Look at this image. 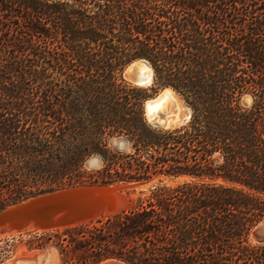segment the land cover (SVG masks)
Wrapping results in <instances>:
<instances>
[{"label":"trees","instance_id":"16d2710c","mask_svg":"<svg viewBox=\"0 0 264 264\" xmlns=\"http://www.w3.org/2000/svg\"><path fill=\"white\" fill-rule=\"evenodd\" d=\"M140 58L187 123H149L123 75ZM138 181L129 207L67 225L63 262L264 264V0H0V211Z\"/></svg>","mask_w":264,"mask_h":264},{"label":"water","instance_id":"95a60500","mask_svg":"<svg viewBox=\"0 0 264 264\" xmlns=\"http://www.w3.org/2000/svg\"><path fill=\"white\" fill-rule=\"evenodd\" d=\"M150 63L147 58L137 61ZM152 66V65H151ZM136 65H131L129 70L135 74ZM153 70V79H154ZM132 80L136 81L132 77ZM175 91L172 87L170 88ZM156 98V97H155ZM155 98L147 99L145 113L153 126L172 127L187 123L191 118V112L186 106L185 114L175 123H170L162 118H154L147 112V106ZM123 145V144H121ZM88 162L98 165L100 158L91 157ZM147 181L134 183H115L108 185H84L68 187L57 191H50L39 196H33L18 204H12L0 211V229L21 231L29 225L45 226L46 229H56L62 226L74 225L86 220H93L103 215H111L121 211L130 204L131 190ZM257 240H264V221L255 230ZM102 264H126L117 258L107 259Z\"/></svg>","mask_w":264,"mask_h":264},{"label":"rangeland","instance_id":"374dc122","mask_svg":"<svg viewBox=\"0 0 264 264\" xmlns=\"http://www.w3.org/2000/svg\"><path fill=\"white\" fill-rule=\"evenodd\" d=\"M137 60H139V59H137ZM137 60H135L134 62H131L127 66V68H125L123 75L128 81L131 82V84L133 86L140 88V89H144L147 92L146 100L159 96V94L165 88H171V87H168L166 85H162L161 83H159L156 80L155 75H154L153 82L151 84H148V85H139L137 83L135 84V82L132 80L131 77L130 78L126 77V72H127L128 68H130V66L133 65V63H135ZM175 92L182 97V95L179 92H177L176 90H175ZM183 101H184V99H183ZM184 102L186 104V101H184ZM252 102H253V100H252L251 96H246L243 100V103L245 105H248V106L252 105ZM145 103H146V101H145ZM190 112H191V110H190ZM154 127H159V126H154ZM160 127H164V126H160ZM100 166H101V162L98 165H92V163L90 164L89 162H87V167L89 169H91V168L92 169H98V168H100ZM155 181H157V180H155ZM151 184H152V182H146L145 184L140 185L137 188L131 190L130 191L131 192L130 200L132 201V199H136L137 195L139 194V191L142 189L148 188ZM131 201H130V204H131ZM129 205H127V206L129 207ZM103 216H105V215H103ZM66 227L67 226H62V227H59L56 229H46V230H38V229L35 230L34 228H32V230L27 229V230H25L21 233H17V234L11 232V233H8L5 235H1L0 236V264H17V261L19 262V264H46V261H45L46 258L42 259L40 256L35 258V256H37L38 254H41V253L50 252V250L56 251L55 253H56L57 258H56V262L54 264H70V263H65L62 261V257L60 254L61 251H60L59 247L57 246L58 243L61 242V239H64L66 237ZM254 233L251 236V238H252L251 240L253 242H256V241L257 242H263L264 241V240H262V241L257 240V237L255 236ZM39 242H45L43 247L38 245ZM102 263H100V264H102Z\"/></svg>","mask_w":264,"mask_h":264},{"label":"bare ground","instance_id":"6f19581e","mask_svg":"<svg viewBox=\"0 0 264 264\" xmlns=\"http://www.w3.org/2000/svg\"><path fill=\"white\" fill-rule=\"evenodd\" d=\"M136 65L135 68V74L132 75V72L127 70L126 77H133L136 81L135 84L139 85H148L153 82V68L152 66L145 62V61H136L134 63ZM186 104L183 101V98L177 94L175 91H173L170 88H165L159 96L155 98V100L151 101L149 105L147 106V112L149 115L151 114L154 118H162L164 120L169 121L170 123H175L180 120V118L185 114ZM174 127V126H172ZM170 128V127H169ZM34 228L35 230H46L45 226H38L31 224L27 228L21 231L14 230H4L0 229V236L5 235L8 233H21L27 229ZM56 251L50 250V252H45L38 254L36 257H41L42 259H45L46 264H54L56 262ZM17 264L19 262L17 261Z\"/></svg>","mask_w":264,"mask_h":264}]
</instances>
